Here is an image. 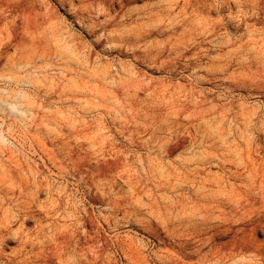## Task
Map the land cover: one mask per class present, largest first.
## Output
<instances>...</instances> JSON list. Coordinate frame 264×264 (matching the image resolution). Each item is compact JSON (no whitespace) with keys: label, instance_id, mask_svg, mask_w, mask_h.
<instances>
[{"label":"rangeland","instance_id":"obj_1","mask_svg":"<svg viewBox=\"0 0 264 264\" xmlns=\"http://www.w3.org/2000/svg\"><path fill=\"white\" fill-rule=\"evenodd\" d=\"M0 264H264V0H0Z\"/></svg>","mask_w":264,"mask_h":264}]
</instances>
